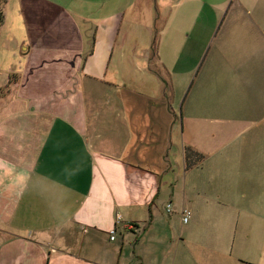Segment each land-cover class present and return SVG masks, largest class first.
I'll return each mask as SVG.
<instances>
[{
	"label": "crops",
	"instance_id": "crops-1",
	"mask_svg": "<svg viewBox=\"0 0 264 264\" xmlns=\"http://www.w3.org/2000/svg\"><path fill=\"white\" fill-rule=\"evenodd\" d=\"M106 1L72 0L75 10L59 0L5 2L0 264H251L234 247L233 257L231 231L222 239L208 233L201 255L202 242L193 234L209 226V215L197 208L196 224L181 239L190 256L182 250L176 257L173 215L180 222L181 210L194 206L203 186L264 191V0L231 1L226 23L234 27L221 32L213 70L203 71L194 100L179 116L163 94L164 84L171 93L172 83L150 57L151 46L133 50L140 62L122 57L109 70L126 16L111 27L116 14L104 12ZM227 1L216 4L222 8ZM147 61L165 76L152 80L155 91H137L134 98L119 89L127 73L120 76L118 69ZM110 87L116 89L111 94ZM184 147L210 160L206 176L190 178ZM225 212L219 210L217 220L228 231ZM113 229L117 235L110 240ZM128 245L137 262L126 253Z\"/></svg>",
	"mask_w": 264,
	"mask_h": 264
},
{
	"label": "rangeland",
	"instance_id": "rangeland-1",
	"mask_svg": "<svg viewBox=\"0 0 264 264\" xmlns=\"http://www.w3.org/2000/svg\"><path fill=\"white\" fill-rule=\"evenodd\" d=\"M71 1L59 0L60 3L69 6L72 10L78 9L79 5ZM158 1V3H155V0L106 1L104 12H108L110 16L120 14L119 16L115 15L114 18L112 17L113 19L111 18V27L118 22L120 16H126L123 23L121 22L119 25V39L113 52V60L109 70H116L113 66H116V61L121 60L122 57L125 59L130 56L132 60L128 58V61L137 60L140 62L141 59L135 58L137 53H134L133 50L140 49L143 45L151 46V49L155 50V55H150V57L156 59L164 68L169 83L171 80V93L169 91L168 104L179 116L181 109L194 100V89L203 71L207 68L209 70L214 68V62L210 59H213L212 54L218 38L222 31L230 28L232 30L234 27L226 23L229 20L226 15L231 12V6L234 4H231L232 0H228L222 5V8H219V5L216 4L218 0H173V3L170 0ZM198 35L199 38H197ZM194 40H198V43ZM188 47L193 49L188 51L190 56L185 53ZM194 50L198 52L196 57L193 54ZM185 55L186 57H184ZM147 63L148 66L146 64V66H140L137 69L132 67L119 68L120 76L123 70L127 73L126 79H119V89L123 86L126 87L128 89L126 92L130 96L133 95L134 98L137 91L153 93L154 88L157 86L152 80L158 74L164 78L165 76L162 72L160 73L159 67L151 64V61H147ZM183 73H186V75L183 76ZM130 78H134V81H131ZM148 78L150 80H147ZM137 80L140 81L137 82ZM115 90V88L110 87L109 94ZM128 101L134 102L133 98ZM209 161L206 160L201 168L194 167L190 170V178L191 173H194V175L201 173L206 176L209 172L207 170ZM202 179L200 178L199 181L193 179L192 183H199ZM203 187L201 189L199 186V189L203 191H198L194 206L184 207L191 213L188 224L181 225L180 218L173 215L172 252H176V257L179 258H181L182 250L189 255L188 247L185 246L184 250L182 240H184L183 236H187L188 230H192L191 227L196 224L195 221L198 217L195 219L197 214H195L193 208H197L200 216L202 212L209 215V226L203 225L193 234L194 237H197L196 240L202 242L201 255H204L208 249V246L205 245L210 242L207 237L208 233H211L213 237L215 234L216 238L222 239L223 236L227 237L228 232L231 231L229 237L233 257H235L234 247L239 252L245 251L251 264H264V191H237L235 193L234 191L223 190L208 191L211 187L205 189ZM219 210L227 211L225 214L229 216L228 224H230L228 231L224 229V226L218 225ZM165 216L166 218L172 217L166 214ZM245 220H248L247 225L244 222ZM193 223L194 225H192ZM252 225L254 226L251 227ZM133 240H136V238ZM177 244L179 245L177 246ZM164 246L168 247V244ZM133 250L134 248L128 245L126 253L131 254V261L134 258L137 262L138 259ZM169 261V259L157 260L158 264H170ZM179 264L181 263L179 262Z\"/></svg>",
	"mask_w": 264,
	"mask_h": 264
},
{
	"label": "trees",
	"instance_id": "trees-1",
	"mask_svg": "<svg viewBox=\"0 0 264 264\" xmlns=\"http://www.w3.org/2000/svg\"><path fill=\"white\" fill-rule=\"evenodd\" d=\"M6 0H0V27L4 21V11L3 5L5 4ZM169 87L164 84L163 87V94L167 101H169ZM183 155H184V162H185V170H190L194 167L201 166L205 160V156L195 149L191 147H184L183 148Z\"/></svg>",
	"mask_w": 264,
	"mask_h": 264
},
{
	"label": "built area",
	"instance_id": "built-area-1",
	"mask_svg": "<svg viewBox=\"0 0 264 264\" xmlns=\"http://www.w3.org/2000/svg\"><path fill=\"white\" fill-rule=\"evenodd\" d=\"M171 211H172L171 206H170V204H168L166 206V212L170 213ZM180 214H181V222H182V224H187L189 222L190 216H191L190 211L188 209H186V208H183L181 210ZM120 223H121V218L118 216L117 219H116L115 224L119 225ZM131 226L132 225H129L128 227L131 228ZM109 234H110V240H113L114 236L116 234V230L115 229L111 230Z\"/></svg>",
	"mask_w": 264,
	"mask_h": 264
}]
</instances>
